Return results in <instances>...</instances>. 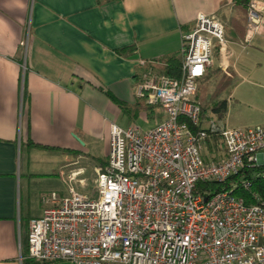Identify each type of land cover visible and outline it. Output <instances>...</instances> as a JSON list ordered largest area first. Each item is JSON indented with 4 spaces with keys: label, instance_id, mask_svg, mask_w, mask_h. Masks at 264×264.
Segmentation results:
<instances>
[{
    "label": "built area",
    "instance_id": "2783aa9c",
    "mask_svg": "<svg viewBox=\"0 0 264 264\" xmlns=\"http://www.w3.org/2000/svg\"><path fill=\"white\" fill-rule=\"evenodd\" d=\"M262 23L264 4L250 0L247 34ZM226 41L222 24L197 15L192 31L181 37L180 77L150 71L136 86L137 97L159 105L165 118L146 131L110 125L96 197L73 188L67 196L50 193L41 215L29 221L26 258L71 264H264V203H245L234 194L235 185L217 191L200 187L222 183L244 166L264 168V123L228 128L212 116L201 120L194 102L214 50ZM214 137L217 143L208 146Z\"/></svg>",
    "mask_w": 264,
    "mask_h": 264
},
{
    "label": "crops",
    "instance_id": "0c3cea01",
    "mask_svg": "<svg viewBox=\"0 0 264 264\" xmlns=\"http://www.w3.org/2000/svg\"><path fill=\"white\" fill-rule=\"evenodd\" d=\"M235 12L232 0H0V264H22L30 219L50 193L64 196L51 183L82 172L87 154L99 158L91 154L97 139L106 157L122 113L158 115L154 126L165 118L136 86L161 59L180 55L198 14L213 16L227 39L207 71L233 78L234 48L264 39V23L250 36L235 33Z\"/></svg>",
    "mask_w": 264,
    "mask_h": 264
},
{
    "label": "rangeland",
    "instance_id": "374dc122",
    "mask_svg": "<svg viewBox=\"0 0 264 264\" xmlns=\"http://www.w3.org/2000/svg\"><path fill=\"white\" fill-rule=\"evenodd\" d=\"M228 60L235 73L230 96L226 94L223 96L227 99V110L221 120L214 117L225 123L228 128L256 125L264 119V39L256 37L252 43H245L243 48H234ZM162 114L166 116L164 112ZM159 118L155 115L146 119L142 114L130 118L122 113L117 124L123 128L134 125L146 131L153 127L160 120ZM91 154L99 158L89 157L87 154L85 162L80 165L84 168L83 171L74 175L72 179L69 177L71 173L65 172L63 178L53 180L51 184L56 190L67 196L69 188H73L79 194L96 197L99 160L107 159L102 139L96 140Z\"/></svg>",
    "mask_w": 264,
    "mask_h": 264
},
{
    "label": "trees",
    "instance_id": "16d2710c",
    "mask_svg": "<svg viewBox=\"0 0 264 264\" xmlns=\"http://www.w3.org/2000/svg\"><path fill=\"white\" fill-rule=\"evenodd\" d=\"M110 1L120 0H97V4ZM235 5V33L240 32L243 36L246 32V15L249 7L250 0H232ZM125 48L120 49L122 52ZM215 51V50H214ZM161 66L155 69V72L159 74L167 75L171 78L180 77L181 57L180 55H171L160 60ZM232 87V78L225 75L219 68L208 70L204 77L199 81L197 91L194 96V102L199 106L201 113V120L207 117H218L222 119L224 113L227 110V99L223 96L226 94L230 96ZM109 98L115 102L123 112L128 111L127 104L116 99L112 94L106 91ZM217 137H214L209 144L213 143L214 146L217 143ZM213 147H208V151L211 154ZM107 162L106 160H99V167H103ZM244 183L247 186L244 187ZM232 185H235L234 194L242 197L247 204L252 203H264V168L261 165H255L253 167L244 166L236 174L230 176L226 181L222 183L211 182L207 186L201 185L200 187L205 190L217 191L221 189H229ZM21 254L23 256L22 264H45L48 262H39L29 260L26 258L27 254V234L21 241Z\"/></svg>",
    "mask_w": 264,
    "mask_h": 264
}]
</instances>
